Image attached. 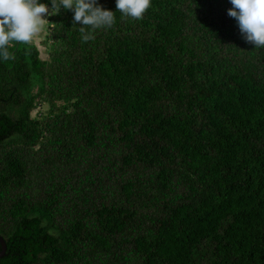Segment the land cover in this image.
<instances>
[{"label": "trees", "instance_id": "obj_1", "mask_svg": "<svg viewBox=\"0 0 264 264\" xmlns=\"http://www.w3.org/2000/svg\"><path fill=\"white\" fill-rule=\"evenodd\" d=\"M97 3L0 58V264H264V48L230 0Z\"/></svg>", "mask_w": 264, "mask_h": 264}, {"label": "clouds", "instance_id": "obj_2", "mask_svg": "<svg viewBox=\"0 0 264 264\" xmlns=\"http://www.w3.org/2000/svg\"><path fill=\"white\" fill-rule=\"evenodd\" d=\"M51 9L40 0H0V58L14 59L9 46L30 43L46 26L45 18L57 15L61 8L72 10L73 22L81 26L82 41L94 39V31L110 28L115 23L114 13L103 9L97 0H50ZM117 11L140 20L151 6V0H115ZM227 14L237 21L247 43L264 48V0H230ZM54 26V24H52ZM91 29V31L87 29Z\"/></svg>", "mask_w": 264, "mask_h": 264}, {"label": "rangeland", "instance_id": "obj_3", "mask_svg": "<svg viewBox=\"0 0 264 264\" xmlns=\"http://www.w3.org/2000/svg\"><path fill=\"white\" fill-rule=\"evenodd\" d=\"M45 18L47 19V17H45ZM46 28H47V26L37 36H35L33 38V40L31 41V43L34 44L37 47V49L39 50L40 58H42V59L47 58V48H46L45 44H43V39H44L43 37H44V33H45ZM40 108H41V110L45 111L46 106L42 105Z\"/></svg>", "mask_w": 264, "mask_h": 264}, {"label": "water", "instance_id": "obj_4", "mask_svg": "<svg viewBox=\"0 0 264 264\" xmlns=\"http://www.w3.org/2000/svg\"><path fill=\"white\" fill-rule=\"evenodd\" d=\"M0 245H1L0 257H2L4 252H5L6 245H5V242L1 236H0Z\"/></svg>", "mask_w": 264, "mask_h": 264}]
</instances>
